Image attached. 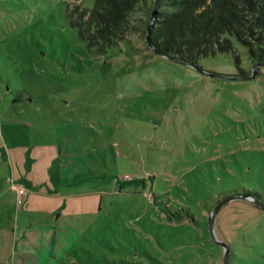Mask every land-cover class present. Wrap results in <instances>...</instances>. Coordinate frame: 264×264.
Here are the masks:
<instances>
[{"label":"rangeland","instance_id":"1","mask_svg":"<svg viewBox=\"0 0 264 264\" xmlns=\"http://www.w3.org/2000/svg\"><path fill=\"white\" fill-rule=\"evenodd\" d=\"M94 2L0 0V264H224L209 221L231 197L214 222L228 264H264V65L235 37L193 65L136 31L96 53L68 14ZM34 225L54 234L38 261L12 228Z\"/></svg>","mask_w":264,"mask_h":264},{"label":"trees","instance_id":"2","mask_svg":"<svg viewBox=\"0 0 264 264\" xmlns=\"http://www.w3.org/2000/svg\"><path fill=\"white\" fill-rule=\"evenodd\" d=\"M154 3L155 0H95L91 8L69 4L68 14L80 38L99 54L120 46L135 31L143 33L150 47L148 28L152 22L150 40L155 53L196 64L202 57L233 52L235 37L249 51L251 60L264 63V0H160L152 17ZM140 11L145 12L146 21L137 18ZM142 181L146 184V179ZM174 215L183 217L181 211Z\"/></svg>","mask_w":264,"mask_h":264},{"label":"crops","instance_id":"3","mask_svg":"<svg viewBox=\"0 0 264 264\" xmlns=\"http://www.w3.org/2000/svg\"><path fill=\"white\" fill-rule=\"evenodd\" d=\"M69 137L67 136H58V141L54 144H52L53 146H55V144H57L58 146V153H59V157L56 159L58 162H60V168L58 170V172L55 173V181L60 182L61 185L63 184H72L71 182V178L73 179V176L75 175V173L77 174L78 171L75 170H71L70 173H72V176H70V174H68L70 168L72 167V165L74 164V150L73 148L68 144ZM5 142H1L0 141V155L2 154V151L5 150ZM61 143V145L59 144ZM75 166H78L77 164H75ZM64 174V175H63ZM79 176H75V178L78 180ZM76 180V181H77ZM84 181V179L80 180L79 183H82ZM54 192L57 194L59 193L58 191L56 192V190H54ZM51 193V190H50ZM61 217V215L59 216V218ZM63 218V216H62ZM60 218V219H62ZM14 230V235L16 236V241L17 244L20 243V249H21V253L24 254L27 258L29 259H36L38 261L39 258V251L38 249L34 248V250H30V246L34 243L35 246L39 245L38 244V239L42 240V238H49L47 237V235H51V237H54V234L51 233V228L50 227H41V226H32L30 231L28 232V229L24 230V228H22L21 231H19V229H17L16 227H12ZM26 231V235H22L21 237L18 238L19 233L22 234L23 232ZM48 231V232H46ZM20 239V240H19ZM66 237L63 236V234H60V229H58V231L56 232V236H55V246L59 247V245H65L66 243Z\"/></svg>","mask_w":264,"mask_h":264},{"label":"water","instance_id":"4","mask_svg":"<svg viewBox=\"0 0 264 264\" xmlns=\"http://www.w3.org/2000/svg\"><path fill=\"white\" fill-rule=\"evenodd\" d=\"M158 6H159V0H155V3H154V5H153V7H152V17H154V15H155V11H156V9L158 8ZM151 26H152V22L150 23V25H149V28H148V43H149V45H150V47L151 48H153V49H155L154 48V45L152 44V42H151V40H150V29H151ZM158 53H160V52H158ZM161 55H163V56H165V57H167L168 59H170V60H172V61H176V62H178V63H181V64H184V65H193V64H191L190 62H188V61H186V60H183V59H180V58H178V57H176V56H171V55H167V54H163V53H160ZM262 65H264V63L262 62L261 63ZM258 67V65H256L255 66V71H256V68ZM255 71H254V75L253 76H250L249 78H254L255 76H256V74H255ZM240 196V195H239ZM240 197H242V196H240ZM232 199H234V197H231V198H229V199H224L223 201H221L219 204H217L216 205V207L214 208V210H213V213H212V215H211V217H210V221H209V225H210V228H211V231H212V233H213V235H214V238H215V240L217 241V242H219L223 247H224V255H223V257H224V264H228V262H229V257H230V247H229V245H228V243L227 242H225V241H223V240H219L218 238H217V236H216V234H215V231H214V222H215V218H216V215L218 214V212H219V210H220V208L222 207V206H224L228 201H230V200H232ZM262 205V204H261Z\"/></svg>","mask_w":264,"mask_h":264},{"label":"built area","instance_id":"5","mask_svg":"<svg viewBox=\"0 0 264 264\" xmlns=\"http://www.w3.org/2000/svg\"><path fill=\"white\" fill-rule=\"evenodd\" d=\"M126 175V177H130V174H125Z\"/></svg>","mask_w":264,"mask_h":264}]
</instances>
